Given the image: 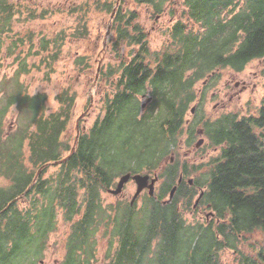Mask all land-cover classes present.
Wrapping results in <instances>:
<instances>
[{
  "label": "trees",
  "instance_id": "16d2710c",
  "mask_svg": "<svg viewBox=\"0 0 264 264\" xmlns=\"http://www.w3.org/2000/svg\"><path fill=\"white\" fill-rule=\"evenodd\" d=\"M133 1L146 7L147 14L165 13L174 19L167 43L163 50L150 52L138 12L119 6L110 40V52L118 57L116 76L108 82L112 70L100 75L110 76L104 113L79 133L71 156L72 146L63 136L69 130L74 95L58 94L57 110L48 113L47 95L31 96L20 84L19 77L29 74L26 59L32 54L23 59L20 53L19 62L16 58L20 68L14 73L15 92L0 109V118L12 107L21 114L17 132L5 138L0 122V176L8 180L0 188V264H35L48 235L57 229V217L69 225L59 264H98L103 250L102 264H220L224 254L234 257V264H264V98L249 116L225 113L213 121L201 117L192 128L186 119L189 105L198 99L199 81L214 85L217 71L241 72L264 59V0H181L176 20L174 5L179 0ZM94 2L98 12L113 14L115 0ZM83 5L85 16L92 2ZM15 14V4L0 0V69L6 47L1 39L12 32ZM81 27L73 30L77 41L88 38L87 27ZM64 35L40 39L47 72ZM14 51L5 50L8 57ZM88 61L83 57L77 63L89 68ZM147 95L152 100L142 110L139 99ZM201 130L211 147L219 149L216 155L198 166L170 163L169 149L177 150L184 135L189 146ZM154 143L161 146L147 159ZM124 159L129 165L120 169L118 162ZM28 164L37 170L46 167L36 176L28 172ZM48 164L59 171L43 178ZM142 172L159 180L155 196L144 195L143 211L135 212L136 204L104 202L102 192L115 187L121 174ZM21 200L28 205L25 210L17 208ZM198 209L212 213L210 221L185 220V214L198 215Z\"/></svg>",
  "mask_w": 264,
  "mask_h": 264
},
{
  "label": "rangeland",
  "instance_id": "374dc122",
  "mask_svg": "<svg viewBox=\"0 0 264 264\" xmlns=\"http://www.w3.org/2000/svg\"><path fill=\"white\" fill-rule=\"evenodd\" d=\"M9 3L16 5L17 14L12 19L11 27L12 32L7 34L1 39L4 46L1 55L4 54L2 59V67L0 69V109L5 105V99L15 92L16 79L14 73L20 68L15 65V60L19 56L24 59L26 55L32 54L27 57L26 63L30 66L29 74L20 76V84L26 88L29 95L36 94L47 95V107L49 112L57 110V102L55 97L63 91H68L74 95L75 104L72 109V116L69 123V130L66 135L64 143L69 142L72 148L75 145L76 136L80 132L87 131L97 120L100 115L104 113L103 100L111 91L108 82H112L116 76V65L118 64V57L114 52H110V40L113 36L111 30L113 15H109L104 11H97L98 0H8ZM107 1V0H103ZM114 1V0H113ZM84 2H92L90 8L83 10ZM102 2V1H101ZM181 0L176 1L174 11L178 13L175 20L179 18V13L182 11L180 7ZM120 5H123L125 11H137L139 14L138 23L143 28L148 36V48L150 52L163 50L167 43V31L174 19H170L169 15L165 13L160 14L158 17L146 13V7L137 6L133 0H115L114 15ZM24 6H27L25 8ZM71 7V8H70ZM74 10V11H73ZM80 10V11H79ZM43 17V19H42ZM84 24L88 30L87 40H78L73 37L75 28L81 29ZM61 34L64 39H61L60 52L56 62L52 65L50 72H47L41 59L46 56V53L40 52V39H55L60 38ZM45 36V37H44ZM21 39L16 45L11 44L12 41ZM59 41V39H58ZM14 51L8 57V50ZM36 53H41L36 55ZM89 59L88 66L83 67L79 65L78 58ZM21 58H17L18 62ZM21 65V64H20ZM113 71L111 79L107 82L109 75H100ZM218 76L213 81L212 85L209 81L208 87L205 85L207 82L199 81L196 85V92L198 99L193 101L186 112L187 125L194 123L199 118L203 120H215L222 114L235 113L237 117L249 116L255 112L259 106L260 101L264 98V59L251 62L241 72H235L231 69H224L217 71ZM148 96L140 97V106L148 102ZM146 109V108H145ZM194 110L193 113L191 112ZM1 111V110H0ZM23 115V114H22ZM21 114L19 111L12 107V109L0 118L2 124V134L4 138L11 132H17L18 127L21 125ZM222 123V122H221ZM197 127V125H195ZM34 130V128H31ZM196 134V132H195ZM194 134V135H195ZM62 137V138H63ZM67 137V139H66ZM188 136L184 135L180 138L178 149H169V160H179L182 164L189 165L190 163L198 166L201 162L205 164L207 159L216 155V149H213L209 143L208 138L204 133H198L186 146L184 142ZM199 140H203L202 144L197 147ZM108 145V144H105ZM161 146L159 143H154L148 149L145 157L150 159L153 151ZM76 147V146H75ZM158 150V149H157ZM205 155V160L201 159ZM26 161L24 162V165ZM120 169L127 167L128 161L123 160ZM29 173L35 172L36 175L42 174L40 169H35L29 164L25 166ZM50 164L48 172L44 173L43 178L58 172L59 170L53 169ZM188 168V166H186ZM39 171V172H38ZM144 172L141 173L143 175ZM125 175V174H123ZM116 179L115 187L119 178ZM2 176V175H1ZM151 178L153 175H150ZM180 177H182L180 175ZM156 184V183H155ZM159 181L155 185V192L158 191ZM5 185L0 184V188ZM136 192V184L134 180L130 179L122 188V192L114 196L109 192H102V198L106 204H115L120 201L122 204L129 203ZM142 193V192H141ZM140 193V194H141ZM148 194L147 191L143 193L134 201L136 203L135 212L139 213L144 208V195ZM26 202L22 200L18 203L19 210L27 208ZM198 206V205H196ZM196 208V207H195ZM17 209V211H18ZM20 212V211H19ZM198 215L185 214V220L188 222L195 221V218H205V211L198 209ZM62 214V213H61ZM208 219L210 217L206 215ZM199 218V219H200ZM57 229L52 234L48 235L47 245H44L45 250L41 251V256L35 261V264H59L65 255L64 245L67 233L69 232L68 224L62 222L61 217H57ZM256 243V242H255ZM251 241L246 244V249L251 247ZM103 253L98 256V264H102ZM235 258L231 255L224 254L220 264H234ZM30 264V263H27Z\"/></svg>",
  "mask_w": 264,
  "mask_h": 264
},
{
  "label": "water",
  "instance_id": "95a60500",
  "mask_svg": "<svg viewBox=\"0 0 264 264\" xmlns=\"http://www.w3.org/2000/svg\"><path fill=\"white\" fill-rule=\"evenodd\" d=\"M150 100H148L149 102ZM193 109H192V113H193ZM77 139H78V136H76V139H75V144L77 143ZM203 141H199V144H201ZM74 147L72 148V151H71V154L74 152ZM134 180V182L136 183L137 185V190L131 200V204L134 203V201L137 199V197L140 195V193L144 190V189H148L149 191V196H154V192H155V183L158 181L157 177H153L151 180L149 178L148 175H145V176H142L140 174H137V175H131L130 173L128 174H125L123 175L119 181H118V184L116 186V189L114 191H110V193L114 196H117L119 195L121 192H122V188L123 186L130 180ZM181 182V179H179V182ZM189 183L191 184V181H189ZM176 191V187H174L171 192H170V196H169V201L173 198V195ZM202 196V194H201ZM198 197V199L196 200L195 202V205L194 207H196L197 203L199 202V199L200 197Z\"/></svg>",
  "mask_w": 264,
  "mask_h": 264
},
{
  "label": "clouds",
  "instance_id": "9594fccd",
  "mask_svg": "<svg viewBox=\"0 0 264 264\" xmlns=\"http://www.w3.org/2000/svg\"><path fill=\"white\" fill-rule=\"evenodd\" d=\"M0 184L7 185L8 184L7 178L3 177V176H0Z\"/></svg>",
  "mask_w": 264,
  "mask_h": 264
},
{
  "label": "flooded vegetation",
  "instance_id": "af4514ba",
  "mask_svg": "<svg viewBox=\"0 0 264 264\" xmlns=\"http://www.w3.org/2000/svg\"><path fill=\"white\" fill-rule=\"evenodd\" d=\"M202 131V130H201ZM197 134H198V132H197ZM202 144V143H201ZM201 144H199V142H198V144H197V147H199ZM213 149H216V153L219 151V149L217 148V147H212ZM208 157H210V156H208ZM207 157V158H208ZM203 158H205V155L204 156H202L201 157V159H203ZM207 158H205V159H207ZM205 159H203V160H205ZM205 216V215H204ZM209 221H210V219H208Z\"/></svg>",
  "mask_w": 264,
  "mask_h": 264
}]
</instances>
